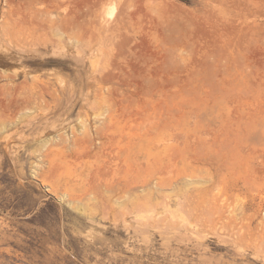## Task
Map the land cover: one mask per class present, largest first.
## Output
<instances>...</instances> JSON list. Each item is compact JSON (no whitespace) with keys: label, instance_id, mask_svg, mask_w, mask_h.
I'll return each instance as SVG.
<instances>
[{"label":"rangeland","instance_id":"rangeland-1","mask_svg":"<svg viewBox=\"0 0 264 264\" xmlns=\"http://www.w3.org/2000/svg\"><path fill=\"white\" fill-rule=\"evenodd\" d=\"M0 264H264V0H0Z\"/></svg>","mask_w":264,"mask_h":264},{"label":"bare ground","instance_id":"bare-ground-1","mask_svg":"<svg viewBox=\"0 0 264 264\" xmlns=\"http://www.w3.org/2000/svg\"><path fill=\"white\" fill-rule=\"evenodd\" d=\"M17 75H18V73H17ZM10 77L12 78V77H16V76H10Z\"/></svg>","mask_w":264,"mask_h":264}]
</instances>
